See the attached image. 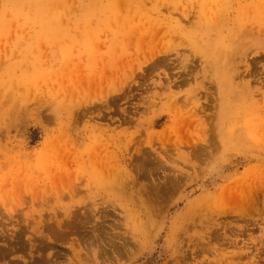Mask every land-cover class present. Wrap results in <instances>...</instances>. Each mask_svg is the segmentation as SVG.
Masks as SVG:
<instances>
[{"label":"rangeland","instance_id":"374dc122","mask_svg":"<svg viewBox=\"0 0 264 264\" xmlns=\"http://www.w3.org/2000/svg\"><path fill=\"white\" fill-rule=\"evenodd\" d=\"M0 264H264V0H0Z\"/></svg>","mask_w":264,"mask_h":264},{"label":"bare ground","instance_id":"6f19581e","mask_svg":"<svg viewBox=\"0 0 264 264\" xmlns=\"http://www.w3.org/2000/svg\"><path fill=\"white\" fill-rule=\"evenodd\" d=\"M117 249V248H116Z\"/></svg>","mask_w":264,"mask_h":264}]
</instances>
